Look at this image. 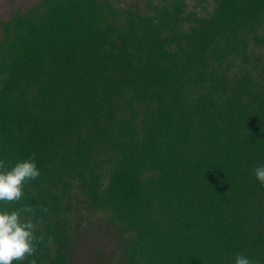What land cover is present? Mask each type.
Wrapping results in <instances>:
<instances>
[{"label":"trees","instance_id":"obj_1","mask_svg":"<svg viewBox=\"0 0 264 264\" xmlns=\"http://www.w3.org/2000/svg\"><path fill=\"white\" fill-rule=\"evenodd\" d=\"M202 8L41 0L0 22V160L40 171L0 211L33 207L44 236L12 264H70L98 212L123 264H264V0Z\"/></svg>","mask_w":264,"mask_h":264},{"label":"clouds","instance_id":"obj_2","mask_svg":"<svg viewBox=\"0 0 264 264\" xmlns=\"http://www.w3.org/2000/svg\"><path fill=\"white\" fill-rule=\"evenodd\" d=\"M253 175L264 186V165L255 167ZM39 176L35 153L27 159L17 161L10 169L5 160H0V202L18 203L23 199L24 186ZM23 213L30 215L27 219H22ZM35 219V209L28 205L11 212L0 211V264L22 262L27 257L34 256L38 244L44 240L43 235H34L39 228V222H34ZM52 242L53 238L49 237L48 244L51 245ZM28 264H36V260L31 259ZM234 264H258V261H250L238 253Z\"/></svg>","mask_w":264,"mask_h":264},{"label":"rangeland","instance_id":"obj_3","mask_svg":"<svg viewBox=\"0 0 264 264\" xmlns=\"http://www.w3.org/2000/svg\"><path fill=\"white\" fill-rule=\"evenodd\" d=\"M40 1L0 0V22L9 20L16 12H27ZM114 1L120 6L138 3L140 7H143L145 3V0ZM186 2L189 9H194L199 13L204 11L202 6L206 5L210 9L213 4V0H186ZM2 34L0 25V37ZM103 217L102 212L94 215L83 214L81 230L74 234L70 264H123L117 231L106 224Z\"/></svg>","mask_w":264,"mask_h":264}]
</instances>
